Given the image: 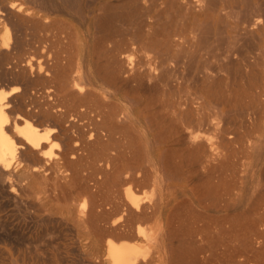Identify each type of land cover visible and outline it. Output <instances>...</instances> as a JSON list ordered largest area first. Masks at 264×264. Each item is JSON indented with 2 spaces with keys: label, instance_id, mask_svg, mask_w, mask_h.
<instances>
[{
  "label": "bare ground",
  "instance_id": "bare-ground-1",
  "mask_svg": "<svg viewBox=\"0 0 264 264\" xmlns=\"http://www.w3.org/2000/svg\"><path fill=\"white\" fill-rule=\"evenodd\" d=\"M260 80L264 0H0V264H168L179 207L264 264Z\"/></svg>",
  "mask_w": 264,
  "mask_h": 264
},
{
  "label": "rangeland",
  "instance_id": "rangeland-1",
  "mask_svg": "<svg viewBox=\"0 0 264 264\" xmlns=\"http://www.w3.org/2000/svg\"><path fill=\"white\" fill-rule=\"evenodd\" d=\"M124 1L125 0H120V3L124 2ZM142 1L147 2L148 0H142ZM126 18H128V17H126ZM260 44L257 46V48L259 46L262 47V44L261 45ZM257 48L255 47L253 50L255 51V49H257ZM209 58L212 59L213 56H210ZM260 81H261V83H260ZM260 81L258 82V84L256 86L250 87V92H252V93L245 95L244 98H248V99H255V98L256 99H262V98H264V96H261V95H264L262 93L263 88H264V86H263L264 83H263V80H260ZM181 85H182L181 87L183 88V90H185L182 93H185V92L187 93L188 90L192 89L190 84H188L186 82H183ZM257 86L259 89L257 88ZM255 87L257 90L255 89ZM255 93H256V96H255ZM179 94H181V93L179 92ZM180 96H182V94ZM184 96H186V94H184ZM254 96H255V98H254ZM260 96L262 98H260ZM206 111L208 113H210V111H208L207 109L205 110V112ZM200 126H198L197 128L199 129ZM200 128L203 130L202 126ZM260 158L261 157H259L258 160H261ZM116 168L118 170H120V159L114 160L113 163L109 164V170H112V169L116 170ZM102 188H103L104 194L107 196L105 199H107V198H108V200H109V198L113 199L115 192L120 190V175H119V179L115 180L114 183L112 181H109V180L106 181L105 183H103ZM145 189L147 190V187H145ZM175 213H176V211H175ZM61 215H63V213ZM187 215L188 214H186V210L182 207H179L178 212L175 215L174 214L171 215L173 217H170L168 219L167 224H166V227H165L166 241H167L169 248H170V251H171V255L168 259V264H218L219 262L216 258H214V256H212V258H210L206 263H204L200 259L201 250L205 249L207 246H209V242L213 244L212 247L215 246L217 244V240L213 237H212L211 241H208L207 239L206 240L205 239H202V240L199 239L200 235L202 234L201 230H200L199 226H186L187 217H188V219H190V216L189 215L187 216ZM103 217H104V220L109 221L111 219L112 221H116L119 225H120V223L124 222V219H123L124 216L122 214H120V209L118 207H114V206H109L108 208H106V211L104 212ZM60 226H62V225H60ZM47 235L48 234H46L45 237H51L52 236L51 233H50L51 236L50 235L47 236ZM59 235L56 238L53 235L54 238H52V239H54L58 243H54L56 245L55 248L50 247L51 251L56 252V253L54 252V258L56 260L59 258L62 250L63 251L66 250L64 253H62V255H70V252H69L70 250L68 251L67 248L61 247L62 245L60 242H62V241H61V238H59ZM120 237H121V239H123L126 236H124V234H120ZM46 239L47 238H45V240ZM227 239H228V237H227ZM228 243H232L231 239H230V241H228ZM11 245L14 247V242H9V244L8 243L5 244V246L9 250L10 255L12 256V253H13L12 257L18 258L17 263L20 264L21 263L20 262V259H21L20 258L21 257L20 251H23V248H25L26 242L22 241L19 244V246H21V247L16 245V248H14V249H12L13 247ZM216 247H217V245H216ZM13 250L16 252L14 253ZM18 252H19V254H18ZM226 252L227 253L230 252L229 247L226 249ZM56 254H58V256ZM24 260L26 261V259H24ZM59 264H61V263H59ZM224 264H226V263H224Z\"/></svg>",
  "mask_w": 264,
  "mask_h": 264
}]
</instances>
